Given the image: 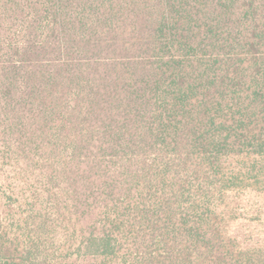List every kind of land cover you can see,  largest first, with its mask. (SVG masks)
Instances as JSON below:
<instances>
[{
    "label": "trees",
    "instance_id": "trees-1",
    "mask_svg": "<svg viewBox=\"0 0 264 264\" xmlns=\"http://www.w3.org/2000/svg\"><path fill=\"white\" fill-rule=\"evenodd\" d=\"M29 2L43 6L40 27H72L53 41L54 86L86 102V142L114 159L144 157L131 174L144 185L101 210L87 254L98 264H204L218 197L264 175V0ZM76 44L113 54H66ZM159 185L171 194L157 195ZM143 192L156 199L144 203ZM128 232L142 250L121 241ZM4 251L0 264H20ZM214 258L206 264H221Z\"/></svg>",
    "mask_w": 264,
    "mask_h": 264
},
{
    "label": "rangeland",
    "instance_id": "rangeland-1",
    "mask_svg": "<svg viewBox=\"0 0 264 264\" xmlns=\"http://www.w3.org/2000/svg\"><path fill=\"white\" fill-rule=\"evenodd\" d=\"M13 1L0 0V244L20 264H98L87 254L86 238L99 227L101 210H112V202L122 201L123 196L138 195L137 185L144 182L131 174L143 172L136 170L144 157L138 152L125 160L114 159L108 156L112 151L102 154L86 142V102L75 100L69 92L61 94L54 86L60 78L56 79L54 58L59 53L53 41L71 35L72 27L67 26L65 32L58 27L63 19L50 17L40 27L41 4ZM76 4L79 0H74L70 10ZM66 54L113 51L76 44ZM97 136L103 145L110 139ZM259 180L218 197L207 230L211 252L204 264L210 258L215 261L214 256L221 264L223 260L264 264V175ZM159 188L157 195L168 197L172 192L170 187ZM143 195L144 203L153 197ZM155 203L157 208L164 204ZM136 229L142 236L147 226ZM131 232L121 241L142 250L146 241L134 240ZM238 252L241 257L235 262L233 255Z\"/></svg>",
    "mask_w": 264,
    "mask_h": 264
}]
</instances>
